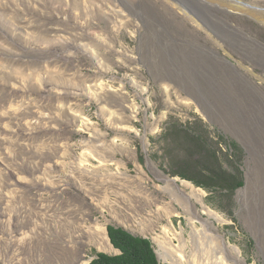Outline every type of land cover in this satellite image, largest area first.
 Here are the masks:
<instances>
[{
    "label": "rangeland",
    "instance_id": "374dc122",
    "mask_svg": "<svg viewBox=\"0 0 264 264\" xmlns=\"http://www.w3.org/2000/svg\"><path fill=\"white\" fill-rule=\"evenodd\" d=\"M88 1L98 11L81 0H0V264H89L116 252L96 232L101 224L148 238L161 264H221L220 247L199 221L192 232L178 204L169 219L148 221L155 207L136 196L137 211L106 199L120 201L113 190L128 184L166 202L161 186L174 177L205 192L224 219L215 222L219 233L246 264H264V158L250 157L168 75L179 72L208 102L221 79L209 57L221 56L264 94V63L238 43L264 47V0ZM120 20L113 31L109 22ZM181 128L202 136L223 169L239 172L243 184L231 199L176 174L204 162L200 148L173 134ZM111 147L134 151L115 152L125 167L101 157ZM163 227L170 236L183 229L185 240L174 237L162 252L153 238Z\"/></svg>",
    "mask_w": 264,
    "mask_h": 264
},
{
    "label": "bare ground",
    "instance_id": "6f19581e",
    "mask_svg": "<svg viewBox=\"0 0 264 264\" xmlns=\"http://www.w3.org/2000/svg\"><path fill=\"white\" fill-rule=\"evenodd\" d=\"M236 1L239 2L242 0H236ZM81 2L84 4H87L90 10L98 11L95 8L98 6L94 5L93 3L90 6L89 5L90 2L88 0H81ZM134 4H136V2ZM119 10L120 9H115L114 12L113 10H111L110 12L112 14H115L116 12L119 14L120 13ZM111 13H108V14L110 15ZM222 22L225 28H227V24L224 22V20H222ZM109 23L111 27L114 29L113 31L117 32L119 30V26L123 24V21L120 20V23L119 21L117 22L112 21ZM96 34L98 35V33ZM250 39L251 40L247 39L249 42L238 39V43L239 45L243 42L249 44L251 46L250 55L253 58H255L257 61L264 63V50L261 49V47L263 46L259 45L260 43L258 41L252 38ZM235 42L233 44H235ZM247 49L249 48L247 47L246 50ZM213 52L215 51L213 50ZM217 58L218 59H214V57H211V58L209 57V59L211 60L213 64V68L211 70L213 73L220 76L221 79L217 85L219 87L214 88L213 86L215 85L212 86L213 88L211 89V92H210L211 100L209 99L208 102H205L203 100L205 98V95L202 92H200V89L190 84L189 81L182 79L179 72L175 73L174 71H170V74L168 75H171L172 78H174L173 80L177 84V86H180L188 96L190 95V93L191 95L193 94L195 96V99L198 100V101L196 100V102L198 103V106L200 107L201 111L206 116L220 123L226 129L231 131L236 137H238L240 141L242 142V144L244 145V147L246 148V151L250 157L251 156H255L256 158L258 157L259 161H261V159L264 158V94L262 93L261 90L257 88V86H255V84L249 81L241 72H239L233 66H230L231 64H229L225 60V58L221 56H218ZM159 74H161L162 76V72L161 73L159 72ZM216 89H219V90H216ZM202 103L204 104L203 106H202ZM259 149H261L262 151H259ZM117 151L120 152V154L126 155L128 158L131 156V154L132 155L134 154L133 150H130V151H127L125 149L118 150V149H113L111 147L109 150H107L106 154L101 157L103 159H107L105 160L106 162L115 163L117 168L119 166L125 167L124 160L122 158H117L115 156V152ZM139 168L142 169L141 166H139ZM262 173L264 177L263 169H262ZM122 174L125 177H129L126 172H123ZM163 182H164V185L161 186V189L165 194H167V196L170 199L169 201H166V202L165 201L158 202L149 193H147V191L137 188V186L135 185L134 187H132L131 185H128V184L122 185V186L120 185L121 186L120 188H122L121 191L113 190V192L116 195H118L120 201H118L117 199L112 201L113 199L111 200L109 196H107L106 199L108 202L115 203L116 205H120V202H123L124 203L123 207L124 208L127 207L126 210H128V208H130L131 210L133 209L136 210V207L133 203V199L136 196L137 200H140L145 203V205L143 206L144 208L148 209L151 207L152 208L155 207L154 212L151 215L149 214V216H152V217H149V216H148L149 218L145 217V220L148 219V221L152 220L151 218H153L154 216H155L154 217L155 219H158L161 217H165L169 219L170 216L173 215L177 211V209L173 205V203H176L180 206L182 211L187 214L188 224L190 225L192 232H196L199 230V228L195 224L196 221H199L201 223L202 232L204 231L208 233L211 239H213L216 242V244L220 247L221 252L223 254V262H221V264H246L244 258L241 256V251L238 249V247L235 245H230V243L228 244L224 236L219 233L215 222L220 223V222H223L224 219L221 216V214H219L218 212L210 208L207 204H205L204 202L205 192L201 188H196L191 182L182 180L177 177L165 178ZM248 184L249 183L246 182V187L242 191L243 193L244 191H246ZM109 188L113 189L112 186H109ZM261 200L262 201H261L258 220L262 226V222L264 221V196H262ZM196 203L200 205V209L198 211H196L195 210L196 207L193 206ZM200 214L202 215L204 214L205 216H201ZM130 215L132 217V214ZM137 224H139V226L140 225L143 226V221L137 222ZM95 229L97 230L96 232L99 233L100 236H102L103 240H105L106 243L108 244L106 228L104 227V225L103 224H101L100 226L98 225L96 226ZM182 231L183 229L180 230L179 232L174 231V235L170 236L167 231V227H163L161 229L162 235H159V234L156 235L153 238V240L157 245L160 246L159 248H161L162 252H165L166 246L175 245V244H172L174 237H176L177 240L180 242L185 240V239L182 240L183 238ZM108 245H111V244L109 243ZM103 246L104 245H100V247H103ZM72 253L69 257L74 259L75 255L74 253L73 254ZM79 264H87V261H81Z\"/></svg>",
    "mask_w": 264,
    "mask_h": 264
},
{
    "label": "trees",
    "instance_id": "16d2710c",
    "mask_svg": "<svg viewBox=\"0 0 264 264\" xmlns=\"http://www.w3.org/2000/svg\"><path fill=\"white\" fill-rule=\"evenodd\" d=\"M187 132L186 128L173 130L175 136L181 135L194 147L200 148L197 153L202 154L201 159L204 162L201 168L194 169L195 172H189L190 169L187 166L179 169L176 174L192 181L196 186L214 193L219 192L222 196L231 199L235 190L243 184L239 172L223 169L215 152L207 149L200 142L202 136L189 135ZM106 229L110 243L116 252L114 254L96 253L89 264H161L148 238L133 235L119 226L108 225Z\"/></svg>",
    "mask_w": 264,
    "mask_h": 264
},
{
    "label": "water",
    "instance_id": "95a60500",
    "mask_svg": "<svg viewBox=\"0 0 264 264\" xmlns=\"http://www.w3.org/2000/svg\"><path fill=\"white\" fill-rule=\"evenodd\" d=\"M106 235H107L108 241L110 242L109 237H108V234H107V229H106ZM143 238H146V237H143ZM110 244H111V243H110ZM112 247H113V246H112Z\"/></svg>",
    "mask_w": 264,
    "mask_h": 264
},
{
    "label": "flooded vegetation",
    "instance_id": "af4514ba",
    "mask_svg": "<svg viewBox=\"0 0 264 264\" xmlns=\"http://www.w3.org/2000/svg\"><path fill=\"white\" fill-rule=\"evenodd\" d=\"M108 239V238H107Z\"/></svg>",
    "mask_w": 264,
    "mask_h": 264
}]
</instances>
